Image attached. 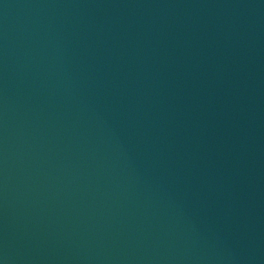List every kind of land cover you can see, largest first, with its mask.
<instances>
[{
	"label": "water",
	"instance_id": "1",
	"mask_svg": "<svg viewBox=\"0 0 264 264\" xmlns=\"http://www.w3.org/2000/svg\"><path fill=\"white\" fill-rule=\"evenodd\" d=\"M0 264H264V0H0Z\"/></svg>",
	"mask_w": 264,
	"mask_h": 264
}]
</instances>
